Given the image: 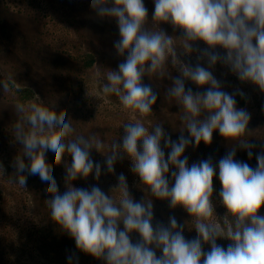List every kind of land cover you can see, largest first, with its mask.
I'll return each mask as SVG.
<instances>
[{"label": "clouds", "instance_id": "clouds-1", "mask_svg": "<svg viewBox=\"0 0 264 264\" xmlns=\"http://www.w3.org/2000/svg\"><path fill=\"white\" fill-rule=\"evenodd\" d=\"M153 20L171 23L182 30L180 41L145 28L147 9L144 0H89V6L100 17L115 18L119 39L113 45L117 55L126 58L118 70H108L104 76L103 92L118 98L125 110L135 114L133 122L124 123L121 143H113L102 152V142L94 143L83 136H73L70 120L58 124L41 115V107L32 103L29 110L17 104L21 113L13 125L15 140L22 146L15 157V182L21 195L29 194V184L46 199L50 219L66 232L81 252L93 258H103L105 264H264V151L256 154V167L234 159L240 146L252 157L247 138L250 114L236 107L233 95L224 92L212 72L199 64L194 68L177 58V49L184 54L192 51L193 42L200 41L207 49L224 50L223 63L237 78L251 82L264 92V0H152ZM71 7V4L68 5ZM220 57L208 55L207 63L214 66ZM179 72L172 78L167 95L180 106L181 135L171 141L160 123L146 125L157 95L142 83L147 75L169 76L168 63ZM100 76V73H97ZM185 80L198 87L207 85L203 94L185 89ZM216 131L231 146L215 168L210 160L188 166L185 152L193 147L211 143ZM169 148L167 159L161 148ZM139 143V149H138ZM105 154L107 172L114 171V163L123 153L131 160V171L138 177L151 197L134 202L129 194L126 178L118 176L119 199L106 195L98 186L80 189L72 186L77 177L90 174L98 179L101 166L90 158V149ZM65 163L67 190L58 193L55 178L47 173V164ZM175 171L169 176V168ZM30 170V177L25 176ZM0 175L3 166L0 165ZM219 180L220 203L225 208L217 217L212 203L213 177ZM152 198L168 201L170 208L181 207L193 221L196 238L187 240L175 217L168 226L153 227ZM186 223V222H185ZM122 224L123 228L118 226ZM226 225V228H225ZM190 228V229H192ZM135 232L140 242L132 243L129 234ZM218 238L230 241L227 247L216 243ZM202 244H208L204 251ZM154 249H159L157 257ZM71 262V257H69Z\"/></svg>", "mask_w": 264, "mask_h": 264}, {"label": "rangeland", "instance_id": "rangeland-1", "mask_svg": "<svg viewBox=\"0 0 264 264\" xmlns=\"http://www.w3.org/2000/svg\"><path fill=\"white\" fill-rule=\"evenodd\" d=\"M144 6L147 9L145 28L156 31L158 27L174 37L179 46L180 41L175 37H181L182 30L171 23L157 25L153 20L152 0H144ZM118 39L115 18L98 16L89 6V0H0V165L3 166V175H0V264H105L103 258H93L83 252L77 256L65 254L67 249L76 246L74 240L50 219L46 199H51V194L41 193L29 184V194L21 195V186L15 182V157L22 146L15 140L13 125L22 115L16 110L17 104H23L30 111L29 106L37 103L42 116L54 119L58 124L70 120L74 129L71 138L83 136L93 143L101 141L102 152H107L113 143L119 145L124 135V123L133 122L135 114L125 110L116 96L103 92L107 71L118 70V65L126 58V53L117 55L113 47ZM212 52L221 59L209 66L207 58ZM224 54L223 49H207L200 41L193 42L189 54L177 49V58L182 63L193 68L198 64L207 68L221 90L234 96L236 107L250 114L247 138L253 145V155L249 158L245 149L236 146L234 159L255 168L256 154L264 151V92L251 82L240 81L222 62ZM167 67L168 77L145 75L142 78V83L157 95L153 113L145 118V123H160L166 136L177 141L181 135L187 138L188 132L181 130L180 106L166 94L172 78H178L179 72L170 61ZM184 83L185 89H191L193 94H203L207 89V85L198 87L189 80ZM161 148L167 159L170 147L164 148L163 138ZM230 150L229 143L214 131L210 144L201 142L193 147L189 143L182 158L187 156L188 166L208 159L215 168ZM90 158L101 166L99 178L95 179L92 174L84 179L77 177L71 181L73 187L90 190L95 185L118 200V190L110 192L117 185L118 176L123 174L134 202L151 199L131 171V160L126 155L118 156L111 173L105 167V154L93 148ZM64 161L70 165L71 157H62L59 165L48 163L46 169L55 178L59 194L67 190ZM173 171L175 169L170 166L168 175L171 176ZM24 175L30 177V170ZM212 183L211 199L219 218L226 210L220 203L221 185L215 175ZM152 202L154 228L157 225L167 227L169 217H175L185 239L196 238L193 221L181 207L170 208L168 201L155 198ZM259 213L264 214V205ZM118 227L122 229L123 225ZM58 232H62L61 235L58 236ZM129 236L132 243L140 242L137 233L132 232ZM64 237L72 240L74 247L65 249ZM59 239L61 244L56 243ZM216 243L227 247L230 241L218 238ZM202 249L208 251L209 245L202 244ZM154 251L157 257L161 255L159 249Z\"/></svg>", "mask_w": 264, "mask_h": 264}, {"label": "trees", "instance_id": "trees-1", "mask_svg": "<svg viewBox=\"0 0 264 264\" xmlns=\"http://www.w3.org/2000/svg\"><path fill=\"white\" fill-rule=\"evenodd\" d=\"M60 233H62V232H58V233H57L58 236L61 235ZM56 243H57V244H61V240H60V239H59V240H56ZM63 244L65 245V246H64L65 249L67 248V246H71V247H74V246H75V244H74V246L72 245V240H70L69 238H65V237H64ZM67 253H69V254L73 253L75 256H77V255H80L81 251L78 250V249L75 247V249H70V250L67 249V252H66L65 254H67ZM82 257H84V256H82Z\"/></svg>", "mask_w": 264, "mask_h": 264}]
</instances>
